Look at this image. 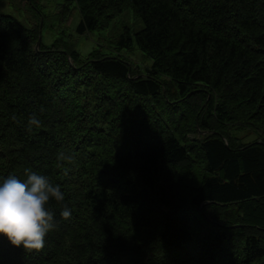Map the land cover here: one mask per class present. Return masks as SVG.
Returning a JSON list of instances; mask_svg holds the SVG:
<instances>
[{"label":"trees","instance_id":"trees-1","mask_svg":"<svg viewBox=\"0 0 264 264\" xmlns=\"http://www.w3.org/2000/svg\"><path fill=\"white\" fill-rule=\"evenodd\" d=\"M7 1L32 15L0 12V180L29 168L65 198L42 250L0 234V264H264V0L57 5L79 34L130 8L143 26L115 43L144 73L64 30L36 49L42 0Z\"/></svg>","mask_w":264,"mask_h":264},{"label":"clouds","instance_id":"clouds-1","mask_svg":"<svg viewBox=\"0 0 264 264\" xmlns=\"http://www.w3.org/2000/svg\"><path fill=\"white\" fill-rule=\"evenodd\" d=\"M40 123L33 115L26 130L32 132L33 126L38 128ZM58 160L71 163L74 156L61 152ZM24 175L23 180L16 175L0 180V234L16 247L40 251L44 248L46 235L56 226L49 204L52 200L61 203L65 197L60 186L51 183L47 176L29 168L24 169ZM61 216L64 219L71 217V210L66 205Z\"/></svg>","mask_w":264,"mask_h":264},{"label":"rangeland","instance_id":"rangeland-1","mask_svg":"<svg viewBox=\"0 0 264 264\" xmlns=\"http://www.w3.org/2000/svg\"><path fill=\"white\" fill-rule=\"evenodd\" d=\"M64 1L42 0L40 3L43 5L41 11L46 16L44 25L40 29V37L43 44H50L64 30L65 35L73 40L76 49L83 55L96 48L102 53L118 54L138 65L143 73L151 65V59L144 56V52L139 49L134 41L128 47L122 48H118L115 43L116 38L125 27L130 30L131 36L133 37L134 32L143 26L141 20L134 17L130 8H126L120 14L116 15L104 29L90 30L84 34H79L75 31L76 25L80 20V15L76 9L73 11V15L67 24L58 23L57 16L62 7L57 5ZM0 12L16 17L24 25L28 24L29 17L32 15L28 9H17L9 4L7 0H0ZM50 24L54 26L51 27ZM252 137L253 134H250L246 138V141H249Z\"/></svg>","mask_w":264,"mask_h":264},{"label":"water","instance_id":"water-1","mask_svg":"<svg viewBox=\"0 0 264 264\" xmlns=\"http://www.w3.org/2000/svg\"><path fill=\"white\" fill-rule=\"evenodd\" d=\"M39 32H40V30H39ZM39 40H40V35H39V37H38V39H37V42H36V44H35V48L37 49V47H38V45H39Z\"/></svg>","mask_w":264,"mask_h":264}]
</instances>
